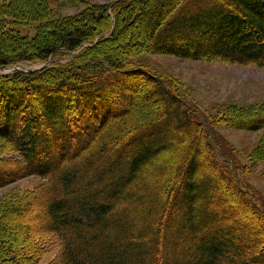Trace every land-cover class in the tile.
<instances>
[{"label": "trees", "instance_id": "16d2710c", "mask_svg": "<svg viewBox=\"0 0 264 264\" xmlns=\"http://www.w3.org/2000/svg\"><path fill=\"white\" fill-rule=\"evenodd\" d=\"M87 7L58 18L48 0H0V144L20 153L0 160L11 165L0 181L44 179L0 214V237L37 200L40 231L60 238L47 264H264V204L247 171L141 57L264 65V0ZM28 62L45 65L1 72ZM131 80L148 92L138 98ZM243 107L227 108L225 123L264 129V110Z\"/></svg>", "mask_w": 264, "mask_h": 264}, {"label": "rangeland", "instance_id": "374dc122", "mask_svg": "<svg viewBox=\"0 0 264 264\" xmlns=\"http://www.w3.org/2000/svg\"><path fill=\"white\" fill-rule=\"evenodd\" d=\"M114 1L48 0V4L52 11L51 15L62 18L84 12L89 4L104 5ZM22 33L33 36L34 27L26 26ZM144 56L147 57L143 60L150 62L152 69L161 72L165 78H170L172 80L170 81L176 83L187 95L195 107L196 119L211 123L216 135H219L220 149L228 147L227 150L234 154L236 163L247 171L246 181L254 188L257 199L264 204V129L233 128L225 123L227 108L232 107V110L236 111L238 106H246L252 107V111L257 113L264 110V105H261L264 104V65L232 63L220 59H189L167 53L141 55ZM41 65L45 64L28 62L19 66L32 69ZM11 69L7 68L1 72ZM140 82L131 80L127 83L129 90H138L136 91L138 98L144 96L149 88V85L145 84L147 91L143 85L139 87ZM246 107H243L244 111L247 110ZM239 123L246 126L249 124L244 120ZM17 157H20L19 152L0 144V160ZM205 166L211 168L210 164L206 163ZM6 167L10 171L9 163H0V168ZM11 172L6 173V179L0 181V214L4 213L8 206L17 204L18 200H27L31 192L44 181L37 174ZM81 174L89 175L87 169ZM9 175L11 176L7 177ZM225 200L228 202L227 198ZM41 208L40 201L35 200L32 204L24 206L21 215L13 213L8 216L11 226L9 230L2 232L0 237L3 263L47 264L57 256L60 251V238L58 235L42 234L40 231ZM245 217H254L248 208ZM255 221H258L257 218Z\"/></svg>", "mask_w": 264, "mask_h": 264}]
</instances>
